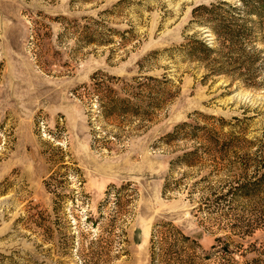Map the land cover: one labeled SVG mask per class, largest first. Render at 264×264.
<instances>
[{
    "label": "rangeland",
    "instance_id": "rangeland-1",
    "mask_svg": "<svg viewBox=\"0 0 264 264\" xmlns=\"http://www.w3.org/2000/svg\"><path fill=\"white\" fill-rule=\"evenodd\" d=\"M247 1L264 9V0ZM219 2L245 7L241 0H0V264H152L151 235L163 222L199 242L196 264H248V250L264 249V192L213 208L201 203L206 186L264 185V10L251 20L228 18L243 32L240 52L238 41L223 44L213 32ZM204 5L217 7L209 13ZM103 24L113 42L101 46L99 36L86 35ZM194 38L215 49L209 61L179 51ZM97 71L167 81L165 107L141 127L103 119L82 88ZM186 122L190 135L166 143ZM188 152L197 153L194 166L181 159ZM61 156L80 168L83 184L71 177L58 190L66 196L56 214L59 199L45 182ZM167 178L179 185L164 195ZM128 182L138 197L122 215L110 187ZM258 217L263 222L243 238L236 226Z\"/></svg>",
    "mask_w": 264,
    "mask_h": 264
},
{
    "label": "trees",
    "instance_id": "trees-1",
    "mask_svg": "<svg viewBox=\"0 0 264 264\" xmlns=\"http://www.w3.org/2000/svg\"><path fill=\"white\" fill-rule=\"evenodd\" d=\"M241 1L245 4L244 9L236 5L231 6L226 4L229 5L228 8L223 5V2H219V7L215 5L212 7L202 6L205 10H208L209 13L216 10L215 7L220 9L216 12L217 16L209 20L218 22L214 25L213 32L223 44L231 42L230 44L235 46V43L238 41L240 52L245 50V42H241L242 37L240 36L243 32H235V30H232L231 27L233 26L226 24L228 18L232 20H251V15L255 14L260 16L262 10H264L260 4L255 3L249 5V1ZM102 26L104 27H102L100 31L94 30L93 32L88 30L86 37H89V34L90 36L94 34L99 36L98 39H101V42L98 43L99 45L104 46L112 44L113 40L110 39L111 37L107 38L106 33H104L105 29H108V31L112 30L110 28H105V24ZM87 28L88 27H86V29ZM233 42L235 43L233 44ZM88 44L89 40L87 39L84 45L87 46ZM179 51H182L185 54V58L188 60H197L202 63L209 61L215 54L214 48L195 38L188 40L186 44H182ZM239 60L240 58L236 57L233 64L241 65ZM234 67L237 68V65ZM250 68H252V65H248V69ZM165 82L167 81L151 76L144 77L142 75H137L132 78H124L123 76L111 75L105 71H97L91 75L89 83L83 85L82 88L84 90L83 95L87 96L86 98H90L91 100L93 98L97 99L98 106H100L99 112L103 119L122 117V125L137 123L138 127H141L153 122L159 115L160 110L165 107L170 94V89L165 85ZM191 126L190 122L177 126L173 132L167 134L166 143L173 141V139L176 140L183 139L185 136L188 137V135H190L189 131H191L188 129ZM215 143L218 145L220 141L216 140ZM223 143L227 144V147L230 146L229 142L224 141ZM182 158L186 161L187 167L194 166L197 163V153L195 152H188L181 157V159ZM58 162L61 163L60 166L56 171H53V174L45 182L47 188L53 190L52 192L56 198L59 199L58 203L54 201L55 205L53 211L56 214L59 213L62 197L66 196V194L62 195L58 190L66 189L70 183L69 180L71 177H76L80 187L83 184V173L79 167L74 166L76 164L75 162H71V165H69L64 161V157L62 156L59 158ZM57 177L60 178L57 179ZM261 182V179H255L252 181H243L241 183L238 182V184H228V186L222 187L206 186L202 192L203 196L201 199H203V201L200 202L205 205V207L207 206V208H213L223 205L226 201L231 203V201H236L239 198H259L262 192H264V185L261 184ZM176 185H179L178 180L172 182L171 178H167L164 185V195L167 194V192L173 191ZM111 189L116 192L113 203L116 205L117 209L123 211L122 215L131 214L130 208L128 207L132 204L133 200L137 199L138 190L129 182L118 189L112 185L110 187V190ZM126 191H128L126 195H129V199L122 203ZM109 193L110 191H108V194ZM84 194L85 193L82 195ZM196 207L200 210V205ZM262 222V217L253 218L248 221L247 224H238L236 228H239L241 236L245 238L247 236H252L255 229L259 227ZM119 226L122 229V223L119 224ZM121 234L124 235L123 229L121 230ZM151 236L150 253L152 264H196V260L192 256L197 253L196 251L201 250V245L192 236L190 237L184 234L177 225L172 222L160 223L154 228ZM224 243L227 248L231 245L230 242L224 241ZM248 251L254 254L248 260V264H264V249L255 247V249ZM188 253L192 254L186 256Z\"/></svg>",
    "mask_w": 264,
    "mask_h": 264
}]
</instances>
